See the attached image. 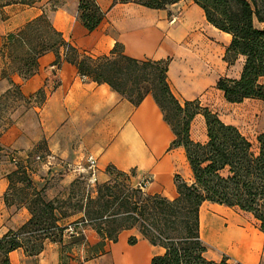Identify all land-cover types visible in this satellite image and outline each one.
I'll return each mask as SVG.
<instances>
[{"label":"crops","instance_id":"obj_1","mask_svg":"<svg viewBox=\"0 0 264 264\" xmlns=\"http://www.w3.org/2000/svg\"><path fill=\"white\" fill-rule=\"evenodd\" d=\"M53 1L32 0L28 4L24 0H2L0 47L5 35L45 13ZM56 1L57 10L49 12L48 18L80 52L107 55L119 44L124 54L133 59H168L167 81L177 100H198L202 107L216 113L224 124L237 128L253 144L264 133V101L244 99L240 103H228L216 89L218 79L240 77L245 58L237 55L232 64L225 61L231 36L209 24L202 9L192 0H180L160 10L95 0L104 17L90 33L77 20L78 0ZM37 63L36 73L27 80L16 73H10L8 79L0 76V96L10 88V82L18 85L26 97L40 89L45 93L43 104L34 108L35 125L31 126V133L35 137L23 136L19 123L9 126L0 136V236L16 230L30 217L25 206L11 205L9 200L5 204L4 197L8 196L11 185L7 177L13 169L4 163V154L14 151L24 155L39 139L45 142L48 160L42 167L63 171L52 180V175L45 179L35 175L30 178L32 187L41 190L46 201L71 182L73 173L66 172L65 166L84 169L88 157L95 160L97 181L106 179L107 167L132 172L130 182L136 185L144 177H150V184L142 190L147 195L173 200L177 196L175 175L186 183L192 182L183 148L168 150L174 136L150 95L134 106L106 84L98 85L79 76L74 66L63 62L56 67L53 53L41 56ZM258 82L264 85V77ZM189 136L193 142H206L201 115L191 121ZM199 230L207 248L204 253L207 260L219 262L226 257L227 264H264V232L251 214L204 202L199 209ZM131 236L137 242L129 246L127 239ZM125 243L130 250L122 246ZM121 246L124 253H119ZM163 251L149 244L136 229L119 233L117 242L110 248L111 256H116L121 264H135L137 258L149 264L152 256ZM48 252L45 248L39 255L28 257L17 249L9 253V261L40 264L51 255V263L58 262L57 254Z\"/></svg>","mask_w":264,"mask_h":264},{"label":"trees","instance_id":"obj_2","mask_svg":"<svg viewBox=\"0 0 264 264\" xmlns=\"http://www.w3.org/2000/svg\"><path fill=\"white\" fill-rule=\"evenodd\" d=\"M178 1L111 0V5L131 3L160 10ZM192 1L202 9L209 24L231 36L225 61L232 64L237 55L245 58L240 77L236 80L220 78L216 89L228 103H240L244 99L264 101V85L258 82L264 77V26H260L264 25V0ZM103 17L104 12L95 0H78L77 19L87 32L94 31ZM7 50L19 51V66L11 73L23 80L36 73L41 56L53 53L56 67L68 63L76 68L79 76L98 85L106 84L134 106L150 95L174 136L168 150L183 148L192 182L186 183L175 175L177 196L173 200L144 195L139 188L102 183L96 187L95 198L88 199L85 208L80 207L82 217L68 225L59 224L68 215L58 212L56 200L46 201L41 190L32 189L33 198L26 207L29 219L16 230L0 236V264H11L9 253L17 249L25 256H37L43 250L44 240L61 244L68 226L78 235V224L88 222L94 225L99 241L90 246V255L84 261L105 254V243H116L122 231L136 229L149 244L164 250L152 256L149 264H227L225 258L214 262L204 257L207 248L199 230V209L204 202L249 213L264 232V133L259 134L253 144L237 128L224 124L216 113L202 107L198 100H177L167 81L168 59H133L124 54L119 44L107 55L90 56L65 40L45 14L5 35L0 54L4 55ZM9 75L5 77L8 79ZM10 96L25 102L35 99L37 107L45 99L42 89L26 97L19 86L11 82L0 97ZM196 115L204 119L205 143L193 142L189 136V127ZM8 127L0 131V136ZM106 174L114 175L115 179L127 178L126 173L113 167H107ZM19 175L24 176L21 180L30 188L31 181L19 167L7 178L12 182V176L19 178ZM4 201L8 205L7 197ZM136 242L133 236L127 239L129 246ZM63 249L61 247L59 264H67Z\"/></svg>","mask_w":264,"mask_h":264},{"label":"rangeland","instance_id":"obj_3","mask_svg":"<svg viewBox=\"0 0 264 264\" xmlns=\"http://www.w3.org/2000/svg\"><path fill=\"white\" fill-rule=\"evenodd\" d=\"M30 4V3H28ZM2 5V0H0V6ZM58 1L54 0L53 2L46 7L45 14L48 16L54 10H57ZM50 12V13H49ZM78 20V19H77ZM113 48V47H112ZM90 55L96 57L95 53L90 52ZM19 51L7 50L4 55L0 54V76L6 78L8 74L14 71L19 66ZM36 100L31 99L29 102H25L20 99H15L10 96L7 99H2L0 97V131L3 130L6 126H13L19 123L21 126V131L23 136L35 137L32 135V125H35V110ZM31 120V121H30ZM45 142L42 139H39L32 148L26 152L24 155H17L14 151H6L4 156V163L6 166L12 168V171H15L18 167L23 170L25 173L26 179L29 181L32 178V175H35L41 179H45L50 176L51 180L56 179L63 174L62 169L57 171L52 170L50 167L43 168L42 165L46 164L47 157L45 155ZM11 155L16 158V162L12 161ZM66 172L69 170L73 173V178L69 184H66L64 188L59 192L57 196L53 198L56 200L55 204L58 207V212L65 213L66 218L63 219L64 225H68L72 222H75L77 219L82 217V213L79 212L80 207L85 208L87 205L88 199H93L96 196V187L105 182H109L110 185L118 184L125 188H138V185L132 184L130 182V175L126 173L127 178L115 179L114 175L106 177L104 181H97L94 184H90L87 181V176L83 169L80 166H65ZM178 176V175H177ZM22 175L12 176V182L8 189L7 199L11 202V205L14 206H25L29 205L31 199L33 198L32 194L34 189L32 186L29 188L26 186V182L22 181ZM19 179V180H18ZM151 182V180H150ZM48 183V182H47ZM36 190V189H34ZM37 191V190H36ZM42 192V191H41ZM141 192L144 195H147L146 192ZM73 234H72V233ZM67 231L62 238V243L58 244L51 242L50 239L44 240L43 249L47 248L48 253L55 252L59 258L61 247L63 249V255L66 257L67 264H94L99 257L105 255L97 264H121V261H117L116 256L113 258L110 254L111 242H106L104 251L106 254L99 255L91 260L84 261V259L90 255V246L94 245L99 241L96 233L94 232V225L92 223L88 224H78L76 232L80 233L78 235L74 234L75 232ZM73 235V236H71ZM125 249L130 250L128 245H122ZM122 246L119 249V253L123 250ZM48 255V254H47ZM118 257V255H117ZM227 259L226 257H224ZM40 264H53L51 263V255L46 257L43 262ZM55 264H59L56 261ZM235 264V263H232Z\"/></svg>","mask_w":264,"mask_h":264},{"label":"built area","instance_id":"obj_4","mask_svg":"<svg viewBox=\"0 0 264 264\" xmlns=\"http://www.w3.org/2000/svg\"><path fill=\"white\" fill-rule=\"evenodd\" d=\"M24 1L26 3H31L32 2V0H24ZM11 158H12L13 162H16V158L13 155H11ZM83 170H84V172H85V174L87 176V181L90 184L96 183V181H97V178H96L97 168H96L95 160L92 157H88L86 159V166L84 167ZM149 184H150V177L146 176L140 181V183H138V188L140 190H143ZM67 231L71 232L72 231V227L68 226Z\"/></svg>","mask_w":264,"mask_h":264},{"label":"bare ground","instance_id":"obj_5","mask_svg":"<svg viewBox=\"0 0 264 264\" xmlns=\"http://www.w3.org/2000/svg\"><path fill=\"white\" fill-rule=\"evenodd\" d=\"M121 252H123V250L121 251ZM124 253V252H123ZM139 254V253H138ZM139 257V256H138ZM145 262V261H144ZM144 262H142V261H140V258H137L136 260H135V264H143Z\"/></svg>","mask_w":264,"mask_h":264}]
</instances>
